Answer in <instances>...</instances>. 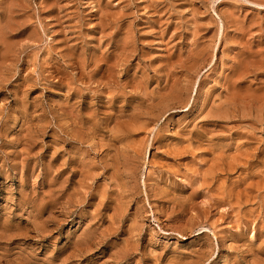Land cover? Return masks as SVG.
<instances>
[{
    "label": "rangeland",
    "instance_id": "1",
    "mask_svg": "<svg viewBox=\"0 0 264 264\" xmlns=\"http://www.w3.org/2000/svg\"><path fill=\"white\" fill-rule=\"evenodd\" d=\"M0 264H264V0H0Z\"/></svg>",
    "mask_w": 264,
    "mask_h": 264
}]
</instances>
